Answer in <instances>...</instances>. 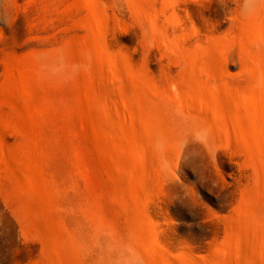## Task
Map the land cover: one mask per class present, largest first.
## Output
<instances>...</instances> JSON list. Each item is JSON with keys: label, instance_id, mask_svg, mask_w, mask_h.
Returning a JSON list of instances; mask_svg holds the SVG:
<instances>
[{"label": "rangeland", "instance_id": "rangeland-1", "mask_svg": "<svg viewBox=\"0 0 264 264\" xmlns=\"http://www.w3.org/2000/svg\"><path fill=\"white\" fill-rule=\"evenodd\" d=\"M257 2L0 0V264H264Z\"/></svg>", "mask_w": 264, "mask_h": 264}, {"label": "clouds", "instance_id": "clouds-1", "mask_svg": "<svg viewBox=\"0 0 264 264\" xmlns=\"http://www.w3.org/2000/svg\"><path fill=\"white\" fill-rule=\"evenodd\" d=\"M257 8V0H244L241 14L245 17L254 15ZM0 19H6L3 9H0ZM33 59L38 65V76L53 84L67 85L90 69V57L69 63L62 48H56L52 52H37ZM109 252L110 264H144L142 256L130 243H113Z\"/></svg>", "mask_w": 264, "mask_h": 264}, {"label": "bare ground", "instance_id": "bare-ground-1", "mask_svg": "<svg viewBox=\"0 0 264 264\" xmlns=\"http://www.w3.org/2000/svg\"><path fill=\"white\" fill-rule=\"evenodd\" d=\"M87 48V47H86ZM87 50V49H86ZM109 77V76H108ZM167 140V139H166Z\"/></svg>", "mask_w": 264, "mask_h": 264}]
</instances>
